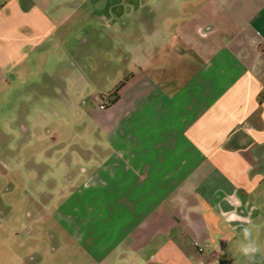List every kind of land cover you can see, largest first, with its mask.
<instances>
[{
  "label": "crops",
  "instance_id": "obj_1",
  "mask_svg": "<svg viewBox=\"0 0 264 264\" xmlns=\"http://www.w3.org/2000/svg\"><path fill=\"white\" fill-rule=\"evenodd\" d=\"M126 1L85 0L84 12L112 19ZM174 1H140L144 27L154 23L156 40L140 49L136 68H128L132 79L113 104L123 102L128 113L109 124L108 138L128 159L110 170L141 176L122 183L130 205L123 222L140 227L164 213L166 234L174 229L207 240L209 229L217 236L221 220L264 218V0H200L185 12L182 33L169 30L173 15L182 13ZM72 7L74 0H0V86L6 77L49 76L50 66L64 63H50L61 53L74 58L70 42L78 20L66 26ZM69 65V75L76 74V65ZM116 185L99 190L106 197ZM107 198H99L106 207ZM141 231L124 237H144ZM159 232L157 227L152 235ZM137 244L136 252L145 249L144 242ZM159 255L142 264L171 263Z\"/></svg>",
  "mask_w": 264,
  "mask_h": 264
},
{
  "label": "rangeland",
  "instance_id": "obj_2",
  "mask_svg": "<svg viewBox=\"0 0 264 264\" xmlns=\"http://www.w3.org/2000/svg\"><path fill=\"white\" fill-rule=\"evenodd\" d=\"M140 1L127 0L112 19H90L85 0H74L66 25L78 20L70 42L74 58L61 53L50 63L65 58L64 63L50 66L49 76L24 74L18 82L6 77L0 86V264H142L155 254L170 258L166 264H264V218L221 220L217 236L209 229L207 240L174 229L166 234L170 220L164 213L140 227L120 219L130 209L122 183L140 174L110 170L128 159L108 138L109 124L128 113L123 102L113 105L111 94L132 79L128 68H136L140 49L156 40L154 23L144 27ZM190 1H174L182 13L173 15L169 30L182 33L185 12L200 3ZM72 62L77 73L70 76ZM40 80L46 85L36 87ZM116 183L120 188L106 197L99 190ZM99 196L108 197V207ZM157 227L160 232L152 235ZM244 228L259 247L251 257L240 251ZM133 229H142L144 237H124ZM138 242L145 246L140 252L134 250Z\"/></svg>",
  "mask_w": 264,
  "mask_h": 264
},
{
  "label": "clouds",
  "instance_id": "obj_3",
  "mask_svg": "<svg viewBox=\"0 0 264 264\" xmlns=\"http://www.w3.org/2000/svg\"><path fill=\"white\" fill-rule=\"evenodd\" d=\"M230 220H236L239 219L235 215L229 218ZM251 231L249 228L243 229V236L245 243L241 245L240 251L241 253L246 257H251L255 253L259 251V247L256 245V243L251 239Z\"/></svg>",
  "mask_w": 264,
  "mask_h": 264
},
{
  "label": "trees",
  "instance_id": "obj_4",
  "mask_svg": "<svg viewBox=\"0 0 264 264\" xmlns=\"http://www.w3.org/2000/svg\"><path fill=\"white\" fill-rule=\"evenodd\" d=\"M125 84V82H121L114 90H113V92H112V96L114 97V101H113V103H115L117 100H118V98H119V91H120V89L123 87V85Z\"/></svg>",
  "mask_w": 264,
  "mask_h": 264
},
{
  "label": "built area",
  "instance_id": "obj_5",
  "mask_svg": "<svg viewBox=\"0 0 264 264\" xmlns=\"http://www.w3.org/2000/svg\"><path fill=\"white\" fill-rule=\"evenodd\" d=\"M244 129L248 130V129H251V127L248 124H245Z\"/></svg>",
  "mask_w": 264,
  "mask_h": 264
}]
</instances>
